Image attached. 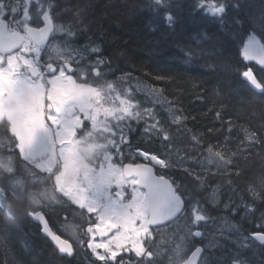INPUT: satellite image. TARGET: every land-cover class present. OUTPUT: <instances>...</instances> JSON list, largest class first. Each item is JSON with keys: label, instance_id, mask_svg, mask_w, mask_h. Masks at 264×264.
Segmentation results:
<instances>
[{"label": "snow or ice", "instance_id": "snow-or-ice-1", "mask_svg": "<svg viewBox=\"0 0 264 264\" xmlns=\"http://www.w3.org/2000/svg\"><path fill=\"white\" fill-rule=\"evenodd\" d=\"M154 2L166 6L164 0ZM58 7L53 0H0V182L5 185L0 197L7 200L10 193L13 202L27 200L32 210L26 215L39 223L61 257L75 253L72 243L50 226L52 214L65 222L61 228L72 227L76 231L87 225L83 232L87 239L80 243L86 244L96 261L144 264L145 258L151 261L155 255L150 250L154 230L187 217L189 208L193 225L210 219L198 201L186 205L180 184L158 174V170L178 168L201 186L212 177L221 176L231 187L235 183L233 177L243 180L247 174V167L241 168L236 161L241 156L253 160L252 149L257 144L264 148V140L245 130L244 139L235 142V150L229 151L233 143L229 120V135L205 148L202 137L187 127L189 117L177 114L182 112L180 108L165 109L170 120L164 122L155 110L163 102L162 90L149 88L144 92L153 105L148 108L134 95V91L142 90L139 87L120 90L114 82L104 80L102 77L111 68L100 55L102 48L70 43L76 33L71 24L55 22L68 11ZM226 7L218 0H196L193 10L222 19ZM82 12L83 9L78 10L76 16ZM165 22L171 27L176 20L167 13ZM261 28L264 29V16ZM57 36L67 39L58 41ZM88 53L96 54L95 59L88 60ZM186 56L191 59L195 52L189 49ZM240 56L245 70L239 75L264 94V42L255 33L249 34ZM253 62L256 70L248 66ZM101 66L106 69L103 73ZM155 79L173 78L157 75ZM215 116L221 120V111L217 110ZM169 124L176 126L177 133L189 134L193 145L203 149H192L197 151L189 157L194 167H184L183 158L179 164L167 158L173 150L174 135ZM137 131L144 142L157 143V150L134 147L132 137ZM208 132L218 130L209 128ZM256 156L264 168V155ZM126 159L129 162L125 163ZM205 165L215 166V171ZM245 191L251 200L240 207L246 214L254 213L257 203L264 204V173ZM230 207L231 197L224 205L225 209ZM232 212L236 214L238 209L233 207ZM0 213L11 216L12 206L5 209L0 204ZM69 219H80L82 223L68 225ZM260 220L258 227L264 228V212L260 213ZM232 227L239 231L237 225ZM202 235L200 230L192 232L189 227L186 235L179 236L180 243L173 249L168 264H209L207 257L201 259V247H194L189 254L192 237ZM251 238L264 245V231L253 232ZM232 264L246 262L234 259Z\"/></svg>", "mask_w": 264, "mask_h": 264}, {"label": "trees", "instance_id": "trees-1", "mask_svg": "<svg viewBox=\"0 0 264 264\" xmlns=\"http://www.w3.org/2000/svg\"><path fill=\"white\" fill-rule=\"evenodd\" d=\"M261 1L258 0V5L262 6L264 16V0L263 4ZM53 2L59 6L58 10L68 9L57 21L71 24L76 33L73 41L99 45L102 48L100 55L109 61L112 71L136 76L162 90V95L182 110L179 114L189 117L187 127L202 137L204 147L222 142L229 135L226 131L229 120L232 121L230 135L233 141L229 151L235 150V142L244 139L245 130L264 140V94L252 90L239 75L245 70L240 49L248 35L255 33L264 42V29H258L256 23L258 15L246 11L245 0H218L227 6L222 19L194 11L196 0H164L166 6L155 4L154 0ZM80 9L83 12L76 16ZM167 13L176 20L171 27L165 22ZM253 15L254 21L251 20ZM189 49L195 52L191 59L186 56ZM157 75L173 79L156 80ZM217 110L221 111V120L216 119ZM162 120L166 122L165 118ZM209 128L218 132L209 133ZM174 129H177L175 125H169L175 141L172 140L173 150L167 158L176 163L183 146L175 143L183 133H176ZM183 136L187 139L190 135L185 133ZM138 144L154 151L158 148L157 143L148 144L141 139ZM252 153L253 160L241 156L236 161L241 168L247 167L243 180L233 177L235 183L229 187L223 177L211 178L227 187L232 193V202L239 196L244 202L251 200L245 189L264 173L256 156L257 153L264 155V148L257 144ZM164 173L177 178L178 183L180 179L184 180L183 186L195 190L199 187L178 168ZM206 184L212 185L209 180ZM4 188L0 182V189ZM0 204H4L5 209L12 206L11 216L0 213V264H49L53 260L56 264H79L74 256L61 257L49 239L41 234L39 226L26 215V200L13 202L9 193L7 200L0 197ZM257 208L264 212V204L258 203ZM259 230L264 231L263 228Z\"/></svg>", "mask_w": 264, "mask_h": 264}, {"label": "rangeland", "instance_id": "rangeland-1", "mask_svg": "<svg viewBox=\"0 0 264 264\" xmlns=\"http://www.w3.org/2000/svg\"><path fill=\"white\" fill-rule=\"evenodd\" d=\"M245 2H246V4L243 3V5H244V8L246 9V11L248 13L254 12L255 15H258V21L256 23H257L258 29H260L261 28V16L263 14V12L261 10L262 6L258 5L259 4L258 0H245ZM261 2H262L261 4H263V0ZM253 19H255L254 15L251 17L252 21H254ZM70 43L74 44L71 41H70ZM103 79L106 81L114 82L120 90H123L125 87H131L135 90L137 87H139L140 89H142L140 92L134 91V95L136 96V99L143 101L144 107H148V108L153 107V105L149 102L150 98H146L144 95L145 91H147L149 88H153V87L147 86L146 84H143L141 82H136V84H134V85L129 84L128 82L125 81V79L124 80L111 79V78H103ZM160 98L163 102L161 104L157 105L155 110L159 112V114H160L159 118H161V119L165 118L167 123H168L170 120V117H169V114L165 111V109L172 107L173 105H169L167 103V101H169V100L166 99L163 95ZM177 114H179V113H177ZM175 132L177 133V131H175ZM135 134H136V137L134 138V140L132 139L133 143L138 142L137 139L139 137V134H137V133H135ZM183 134H185V133H183ZM183 134L181 135V137L178 139V141L175 144L178 143L182 146L184 145L182 148V151H181L182 152L181 156L184 157L185 160L182 161V163L192 164L191 161L189 160V157L195 156L197 153L192 154L193 153L192 150H189V152H187V148H192V147L197 148L198 146L193 145V142L191 141L190 136H188L187 139H184ZM173 141H175V139H173ZM199 149L200 148H198V150ZM199 151L201 152V150H199ZM0 155H1V152H0ZM192 167H193V164H192ZM205 167H210L212 171H215V166L205 165ZM197 171H200V169L197 168ZM209 181H210V184H212L211 185L212 187L215 185L214 187H220L221 188V186H222L224 191H221V194H220V192H214L213 191L212 194H210L207 197V187L209 185H207V184L206 185L204 184L203 186L199 185L200 191H201V198L205 202L207 208L212 207L214 205V201L216 200L218 206L220 207L219 209H221V208L224 209L225 203H228L229 200L227 198V195H224L223 193H230V192L227 190L226 186H224L222 184L220 185L216 178L210 179ZM211 186L208 188L210 189ZM229 196H230V194H229ZM219 199H222V200L219 201ZM243 200H244V198L239 196L235 199L234 202L231 201V207L228 208L229 212L232 211L233 206L235 208H240V206L244 202ZM197 201L198 200L193 201V204H196ZM198 206H200V202H199ZM258 220H259V222H256V223L253 220L247 221L246 224H244L245 221L243 220L239 224L238 222L235 221V219H234V221H235L234 222L232 220H229L228 218H225L216 224H210L209 228H206L205 230L202 228V230L204 232L203 245L207 249L206 253L202 256V259L204 257H207L209 264H232L234 259L243 260L246 262V264H264V247L259 246L252 239H250V237L247 235V233L245 234L242 231L243 225L245 226V231H247V229L248 230H255V231H257L256 229H260V227H258V225L261 223V220H260V218H258ZM232 225H237L239 227V231H237L236 228L232 227ZM195 226H197V224ZM199 226H201V224H199ZM68 228L71 231L73 230L72 227H68ZM263 230H264V228H263ZM217 232H223V233H226L227 235L226 234L225 235H217V234H220ZM218 237L223 238L225 241V244L220 243V241L217 239ZM245 237H247L246 240H245ZM210 245H215V247H211ZM242 245H246V246H242ZM175 246H176V244H175ZM173 249L171 251L170 256L173 255ZM167 261H169V257H168ZM167 264H168V262H167Z\"/></svg>", "mask_w": 264, "mask_h": 264}, {"label": "flooded vegetation", "instance_id": "flooded-vegetation-1", "mask_svg": "<svg viewBox=\"0 0 264 264\" xmlns=\"http://www.w3.org/2000/svg\"><path fill=\"white\" fill-rule=\"evenodd\" d=\"M56 39L58 41L63 40V36H57ZM101 71H102V73L106 71L104 66H101ZM126 76H128L127 73L117 74L111 70L110 72L107 73L106 76H103V77H109V78L123 80ZM121 77H124V78L120 79ZM133 145H134V147H140V146H137L136 144H133ZM142 149H149V148H142ZM150 150L154 151L153 149H150ZM124 162L127 163V162H129V160L126 159ZM137 162H141V161H139V159H138ZM179 163H181V161L176 162V164H179ZM183 166L184 167H192V164L183 163ZM193 167H194V165H193ZM158 174L166 175L164 172H161L160 170H158ZM166 176L173 178L172 176H169L168 174ZM187 178H190V177L187 176ZM176 180H177V178H176ZM180 181H181L180 183H178V182L177 183L180 184L181 192L184 193L186 205H192L193 201L198 200L200 202L201 209L204 211V213L208 217H210V219H208L206 222H204V221L199 222L197 224V226L193 225L192 224L191 209L189 208L187 217H182L178 222H176L174 224L167 225V226H161L158 230H154L153 236H152V241L150 244V250L153 251L155 255L151 259V261H149L147 258H145L144 264H167V262H169L167 260H168V257H170L172 249L175 247V244L180 242L179 236L186 235L189 227H191L192 232H195L196 230H200L203 233L201 238L192 237V245H191V248L189 249V254H190V251L194 250V247H196V246H199L203 249V247H204V245H203L204 232H203L202 228L205 230L206 228H209L210 224H216L219 221L223 220V218H221V217H223L225 215H230L229 210H220V209H215L214 207H208L207 208L205 202L201 198L200 187L196 188V189H198V192H196V190L192 189L191 186H187V185L183 186L182 181H184V180L180 179ZM208 187H207V197L210 194H212V189L211 188L209 189ZM219 212H222L225 215H222V213L219 214ZM245 214L246 213L244 212V209H238V212L235 215V217H237L236 222H238L240 224L242 221H239V220L242 219V217ZM219 215L221 217H219ZM49 222H50V226L53 228L54 231L57 232V234L61 235L64 239H68L72 243L74 253H75L74 257L79 262V264H102V262H98L95 260V257L91 254V251L87 248L86 244L82 245L80 243V241L87 239V237L83 234L84 229L87 227L86 224H84L82 227L78 228L76 231H73V230L71 231V230H69L68 227L61 228L60 225L64 224L65 222L63 220L59 219L58 217H56L54 214L49 215ZM67 223H68V225L78 226V225H81L82 222L80 219H75V220L69 219L67 221ZM199 224H201V226H199ZM244 224H246V223H244ZM256 230H258V229H256ZM242 231L245 234L247 233V235L249 237L253 232H255V230H248V229H247V231H245L244 225L242 226ZM219 239H221V238H219ZM97 240H99V237H97ZM100 251L102 252V250H100ZM206 251H207V249L204 248L202 256L206 253ZM125 259L126 260L129 259V257L125 256ZM132 259H135V258L132 257ZM201 259H202V257H201Z\"/></svg>", "mask_w": 264, "mask_h": 264}, {"label": "water", "instance_id": "water-1", "mask_svg": "<svg viewBox=\"0 0 264 264\" xmlns=\"http://www.w3.org/2000/svg\"><path fill=\"white\" fill-rule=\"evenodd\" d=\"M243 47V46H242ZM253 64H254V62H253ZM248 84V83H247ZM249 85V84H248ZM249 87L251 88V86L249 85ZM252 90H254L255 92H257V93H259L257 90H255V89H253V88H251ZM34 220V219H33ZM36 223H38L36 220H34ZM39 224V223H38ZM42 232V231H41ZM46 236V235H45ZM51 241V240H50ZM52 242V241H51ZM257 242V241H256ZM53 243V242H52Z\"/></svg>", "mask_w": 264, "mask_h": 264}, {"label": "bare ground", "instance_id": "bare-ground-1", "mask_svg": "<svg viewBox=\"0 0 264 264\" xmlns=\"http://www.w3.org/2000/svg\"><path fill=\"white\" fill-rule=\"evenodd\" d=\"M254 5V4H253ZM160 24V23H159ZM173 157V156H172Z\"/></svg>", "mask_w": 264, "mask_h": 264}]
</instances>
